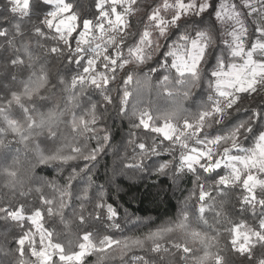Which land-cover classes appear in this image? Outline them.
<instances>
[{"label": "trees", "instance_id": "obj_1", "mask_svg": "<svg viewBox=\"0 0 264 264\" xmlns=\"http://www.w3.org/2000/svg\"><path fill=\"white\" fill-rule=\"evenodd\" d=\"M231 1L245 28L244 44L252 48L261 35L258 21L241 0ZM220 2L210 0L211 8L173 25L154 54L127 69L121 64L113 82L100 88L81 79V66L69 63L66 52H49L45 21L54 3L30 0L28 11L21 13L13 10L12 0H0V264L37 263L27 250L18 254L16 240L27 237L29 225L9 213L20 205L25 213L37 207L47 211L42 198L57 202L45 223L65 255L78 250L85 232L97 245L108 239L133 242L127 251L89 255L86 264H216L218 259L221 264H260L264 244L258 243L249 259L227 243L233 220L256 227L264 217V208H255L253 215L240 204L237 188L221 187L230 165L222 160L221 167L211 170L182 167L183 147L159 134H146L140 126L147 114L153 126L168 122L182 127L218 99L214 78L234 62L228 25L218 17ZM70 3L80 19L98 18L97 0ZM138 11L141 15L132 17V37L147 27L142 23L146 9ZM201 35L207 47L203 63L199 61L195 71L178 70L175 58ZM82 56L90 60L92 49ZM25 89L31 94L25 96ZM16 95L19 102L13 99ZM29 116L35 122L32 127ZM81 118L94 121V127L78 131L74 125ZM227 119L231 123L212 127L209 138L223 139L239 130L240 140L230 151L237 149L241 155L255 147L264 132V95H249ZM11 121L18 130L13 131ZM202 188L208 197L204 201L198 199ZM81 216L84 223L79 222ZM184 216L191 233L175 227L184 223ZM252 226L245 231L252 232ZM173 227L160 239L161 251L152 252L147 237ZM201 231L210 238L205 240ZM184 243L192 248V258L171 247Z\"/></svg>", "mask_w": 264, "mask_h": 264}, {"label": "snow or ice", "instance_id": "obj_2", "mask_svg": "<svg viewBox=\"0 0 264 264\" xmlns=\"http://www.w3.org/2000/svg\"><path fill=\"white\" fill-rule=\"evenodd\" d=\"M13 10L27 12L30 0H12ZM44 3H54L55 10L50 11L46 31L48 36L45 40L51 41L48 49L52 55L67 53L66 59L69 63H77L81 66L84 74L81 79L85 83L90 82L93 86L105 88L109 86L116 74L121 70L123 64L125 69L131 67L141 59H148L150 54L158 50L159 40L167 34L171 27L186 19L194 11L203 12V8L198 3L191 0H152L149 4L147 0H97L98 18L94 20H82L78 15H73V8L70 0H44ZM157 4L159 5L157 7ZM145 8L142 27L135 37L131 36L132 17L141 15L138 11ZM156 8V11H152ZM209 8L211 3L209 2ZM256 11H264V8H257ZM255 15V12H250ZM261 33H257L260 35ZM201 44L191 41L193 55L190 61L191 69L197 68V60L203 63L201 53L207 52L204 46V38L200 37ZM247 36H241V40H246ZM139 43V47H136ZM187 47L188 41H185ZM236 52L232 54L231 66L225 65L220 70L218 78L215 79V92L218 96L216 102L207 110L192 121H185L182 127L165 122L162 126H153L152 118L145 114L140 120V126L146 134H159V138L165 141L175 142L184 148L187 155L183 162L190 169L202 167V170H211L213 166L221 167L220 161L229 159L225 163L231 164V171L228 177L220 179L221 187L237 188L242 195L239 197L240 204L252 209L255 215V208H264V137L261 143L253 152L247 155H237V149L230 151V146L240 140L239 130L230 136L220 139H210V129L215 127L220 129L228 126L231 122L227 117L239 108L249 95H264V44L258 46V50L253 52L249 45H236ZM92 49V58L82 56L88 49ZM135 48V55L131 51ZM243 48V51L240 49ZM73 51L76 55L73 56ZM87 61V64H85ZM87 78V79H85ZM29 89L24 90V95L28 96ZM128 93L125 92V97ZM14 100L19 102L21 97L16 95ZM111 101V98H107ZM29 127L35 122L28 117ZM13 131L18 130L15 121L10 122ZM74 127L78 131H86L89 127H94V121L81 118ZM147 147V145H145ZM78 153L79 149H72ZM227 181V183H225ZM255 185V186H254ZM210 195V194H209ZM205 191H199L198 199L206 200ZM41 202L47 206V211L36 208L33 212L25 213L23 205L9 213L10 218L20 220L23 218L28 223L26 229L27 237L21 236L16 240L19 255H23L25 250L33 255L35 259L40 258L38 264H86V258L92 254H108L113 250L127 251L133 247L132 241H121L114 243L111 239L103 245L93 242L91 234L88 232L80 236L81 243L77 251L70 255H65L62 245L54 244L51 233L47 231L48 226L45 221L49 215H53V209L57 202L42 198ZM62 202V201H61ZM99 218V217H97ZM184 223L177 224L182 228H188V217L184 216ZM79 222L84 223L85 218L79 217ZM247 220H233L230 225L229 239L227 241L231 250L237 255L247 256L251 259V251L258 243L264 244V217L259 220L258 226H252V232L245 231L250 227ZM173 228L166 229L165 232H158L147 237L151 241V251L159 253L161 251L160 239L165 233ZM255 233V236L252 233ZM205 240L210 235L201 231ZM136 247L140 242L135 243ZM185 258L193 257V250L187 244L171 245ZM51 250V251H49ZM143 264V261H141ZM216 264H221L218 259ZM264 264V259L260 261Z\"/></svg>", "mask_w": 264, "mask_h": 264}, {"label": "rangeland", "instance_id": "obj_3", "mask_svg": "<svg viewBox=\"0 0 264 264\" xmlns=\"http://www.w3.org/2000/svg\"><path fill=\"white\" fill-rule=\"evenodd\" d=\"M192 3L196 4L198 3L200 5L201 8H203V10H205L208 5L210 0H191ZM241 2L247 6L249 12H255V17L258 21V25H259V31L261 33L260 37L256 40L254 46L251 48L253 52L258 50V46H260L261 44H264V11H256V9L259 8H264V0H241ZM157 9H155L156 11ZM201 12L199 11H194L193 13L189 14V15H194V14H199ZM75 15V14H73ZM218 17L219 20L222 23H226L228 25V41L231 42L233 44V46L236 45H245L244 44V40H241V36H245V28L244 25L242 23V21L239 18V14H238V10L234 7V4L231 0H221L220 4H219V10H218ZM48 19V16L46 17V20ZM201 37L204 38V36L201 35ZM197 45L199 46L201 44V40H197L196 41ZM204 43H205V38H204ZM139 47V44L136 46ZM135 48L133 49V54L135 55ZM236 47H234V52H236ZM241 51H243V48L240 49ZM201 53V57H202ZM193 55V49L191 48L188 52H182L179 53L177 55V57L175 58L176 60L174 61V65L178 68V70L184 72V71H195L198 66H199V59L197 60V68L196 69H191V65H190V61ZM92 58V57H91ZM230 67V66H229ZM223 69V68H222ZM219 73L217 74V78H218ZM261 137H264V132L262 133V135L260 136V139L258 141V143L255 145V147L251 148V149H247L243 154H241V156L243 155H247L251 152H253L255 149H257V147L260 145L261 143ZM187 155V153L185 152L184 148L182 151V161H181V166L182 167H188L186 166V164L183 162V158ZM229 157L226 156L224 162L226 160H228ZM230 165V168L232 167L230 163H228ZM225 178V177H223ZM255 186V185H254ZM253 235V234H252ZM51 251V250H49ZM39 257H36L37 263L39 261Z\"/></svg>", "mask_w": 264, "mask_h": 264}]
</instances>
